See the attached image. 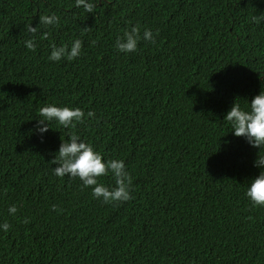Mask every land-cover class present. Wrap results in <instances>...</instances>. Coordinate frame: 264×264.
I'll return each instance as SVG.
<instances>
[{
    "label": "trees",
    "instance_id": "obj_1",
    "mask_svg": "<svg viewBox=\"0 0 264 264\" xmlns=\"http://www.w3.org/2000/svg\"><path fill=\"white\" fill-rule=\"evenodd\" d=\"M52 13L59 23L39 25L28 50L25 26ZM253 16L264 0H98L92 13L75 0H0V225H11L0 264H264V207L245 195L264 149L223 120L264 90V20ZM137 24L156 42L119 52ZM75 39L78 58L48 59ZM48 104L94 111L74 131L146 193L114 206L54 175L73 130L53 121L41 139Z\"/></svg>",
    "mask_w": 264,
    "mask_h": 264
},
{
    "label": "clouds",
    "instance_id": "obj_2",
    "mask_svg": "<svg viewBox=\"0 0 264 264\" xmlns=\"http://www.w3.org/2000/svg\"><path fill=\"white\" fill-rule=\"evenodd\" d=\"M98 0H75L76 7H82L86 13H92L97 7ZM253 22L259 23L264 20V16H253ZM60 17L55 13L50 15H41L37 27H32L31 23L26 25V30L31 33V38L25 41V47L30 51L36 50V34L39 31V25H56ZM91 28L85 27L82 34L87 33ZM158 35V32L155 34ZM42 39H48V33L44 32ZM155 43L153 32L147 28L141 34V28L137 24L123 32L122 36L117 37L115 47L122 53H133L138 50L140 41ZM82 40L75 39L71 47L67 44L56 46L51 45V54L48 57L50 61L58 62L61 59L72 61L81 55ZM93 43H95L93 41ZM248 102V101H247ZM74 106L59 107L54 104H48L39 109V117L36 120L35 131L43 138V133L47 132L50 122H57L58 125L65 129H72L67 140H61L58 153L51 161L52 164L58 165L53 168V173L57 177L68 176L70 178H79L82 181V189L92 190L94 198L99 199L102 203L118 206L132 199L131 191L134 189L137 194H145L147 184L133 187V179L126 170L122 159H109L105 161L100 152L94 150L90 143L81 140L74 129L77 124H83L85 118L95 117V112L89 110L86 114L81 108ZM225 121L230 123L232 133L236 137H243L252 146L264 149V90L255 95L250 103L248 102L247 110L241 108L240 104L233 102L230 110L224 116ZM254 166L261 169L259 175L251 180L245 195L252 202L253 207H264V155H258L254 161ZM111 174L115 180L113 186L108 175ZM103 177L105 184L102 183ZM54 211L62 212V209L52 206ZM18 208L15 204L8 208L10 215H15ZM23 223H30L28 218ZM3 231L7 232L11 225L4 222L0 225Z\"/></svg>",
    "mask_w": 264,
    "mask_h": 264
}]
</instances>
